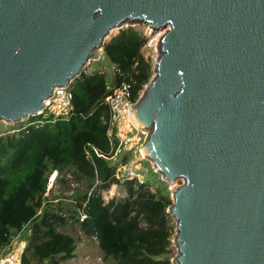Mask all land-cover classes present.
I'll list each match as a JSON object with an SVG mask.
<instances>
[{
  "label": "water",
  "instance_id": "obj_1",
  "mask_svg": "<svg viewBox=\"0 0 264 264\" xmlns=\"http://www.w3.org/2000/svg\"><path fill=\"white\" fill-rule=\"evenodd\" d=\"M134 22L165 29L130 117L156 172L184 179L172 264H264V0H0V121L42 116Z\"/></svg>",
  "mask_w": 264,
  "mask_h": 264
},
{
  "label": "trees",
  "instance_id": "obj_2",
  "mask_svg": "<svg viewBox=\"0 0 264 264\" xmlns=\"http://www.w3.org/2000/svg\"><path fill=\"white\" fill-rule=\"evenodd\" d=\"M146 43L137 28L119 29L104 44L111 78L106 70L82 71L70 84L68 119L38 116L45 120L39 127L0 134V251L21 237L26 241L23 264H60L75 255L76 237L61 230L71 223L86 236H95L104 258L115 264H172L175 223L167 211L173 203L168 183L160 180L162 185L152 191L150 179H131L122 182L126 197L108 202L103 197L105 189L120 184L114 177L115 149L104 123L109 114L104 101L123 82L132 85L134 100L138 99L153 75V63L142 51ZM131 152L120 153L125 154L122 163L132 159ZM55 170L57 182L72 191L64 196L71 200L67 207L58 194L47 195Z\"/></svg>",
  "mask_w": 264,
  "mask_h": 264
},
{
  "label": "rangeland",
  "instance_id": "obj_3",
  "mask_svg": "<svg viewBox=\"0 0 264 264\" xmlns=\"http://www.w3.org/2000/svg\"><path fill=\"white\" fill-rule=\"evenodd\" d=\"M132 24H133V27L140 30L142 34L147 38V43L143 47L142 51L145 57L149 58L154 64L156 58L158 57L159 40L162 37L163 33L165 32V29L160 28L158 30H155L151 28V26L148 23H144V22H134ZM119 29L120 28H115L113 32L111 33L110 37L117 34ZM159 34H161V36L157 39V36ZM109 38H107V40H109ZM98 70H106L109 75V78H111L112 66L109 61L104 60L103 56H101V58L91 59L90 63L85 67V71L87 72L98 71ZM142 91L140 92V95ZM21 124H22L21 122L12 124L6 121H0V134L6 132L9 129H17L21 126ZM130 134L136 135L137 137H141V140H139L136 145H133L134 149L131 150L132 151L131 155H129L128 158H135V159L137 158L138 166L141 168V174L143 176V179L144 180L150 179L149 187L152 191H155L157 186L162 185L160 184V180L166 183L168 182L163 178L162 174H160L159 172L156 173V167L153 161L149 159L147 156L145 157V155H143V153L141 152V146L145 138H147L148 131L146 133V132L141 131L140 129L133 128ZM124 155L125 154L123 153L120 154L119 156L117 155L115 158H113V162H115L116 164L118 161L122 162L121 160L124 158ZM183 182H184V179H177L175 183L173 184L168 183V188L170 190L171 199H172V194H173L171 189L173 185L182 184ZM77 185L78 184L76 182V186ZM79 185L80 187H84L85 183L82 182ZM71 192L72 191L70 190H65L64 187L60 185L55 179L52 186L49 187V191L47 192V195L51 197L52 194L53 195L58 194L60 196L59 198L61 202L63 203V206L67 207V204L70 203L71 200L65 197L66 195H68L67 197H69L71 195ZM126 195H127V191L123 183L112 184L109 188L103 191V197L106 202H108L113 197L124 198L126 197ZM57 201H59V199H55L54 203H56ZM173 222L175 223V234L173 236V248H174V253L176 255L177 248L174 246V238L176 235V221L174 220ZM61 230H63L64 232L70 233L76 237L77 247L75 250L74 257L62 260L60 264H115L113 260L111 259L106 260L104 258L103 252L100 249L97 240L94 239V237L86 236L83 232L80 231V228L78 227L77 224L70 223L62 227ZM24 242L26 241L23 240V238L21 237L15 238V241L13 242V246H11L13 247L11 250L18 249L19 247H23ZM11 247H9L6 252H10ZM32 264H36V263L33 261Z\"/></svg>",
  "mask_w": 264,
  "mask_h": 264
},
{
  "label": "built area",
  "instance_id": "obj_4",
  "mask_svg": "<svg viewBox=\"0 0 264 264\" xmlns=\"http://www.w3.org/2000/svg\"><path fill=\"white\" fill-rule=\"evenodd\" d=\"M72 100L73 93L70 90V86L56 87L53 96L49 97V103H47L42 116L48 117L49 115H52L53 120L68 119L72 114ZM104 102L109 109V114L104 119V123H106L108 127L107 134L110 145L115 149V154L113 156V158H115L123 150L134 149L133 145H136L138 141L141 140V137L130 134L133 128H136L130 119V107L136 102L133 97L132 85L128 82H123L122 84L114 87ZM44 122V119L32 118L31 120H24L22 122V126L17 129H13L12 131L25 129L28 125H35L36 127H39L43 125ZM94 150L99 156H104V154L97 148L94 147ZM57 174V170L51 174L49 178V187L54 183ZM114 177L119 183L131 179H137L140 182L146 181L143 179L141 174V168L138 166L137 158H132L125 163H117ZM80 218L81 220L86 218V214L82 210L80 211ZM94 239H96L95 236ZM13 242L10 247L13 246ZM12 248L13 247H11L10 250ZM23 250L24 244L23 247L11 250L10 252H6L7 250L4 249L1 250L0 263L11 261L12 264H23L21 260Z\"/></svg>",
  "mask_w": 264,
  "mask_h": 264
},
{
  "label": "bare ground",
  "instance_id": "obj_5",
  "mask_svg": "<svg viewBox=\"0 0 264 264\" xmlns=\"http://www.w3.org/2000/svg\"><path fill=\"white\" fill-rule=\"evenodd\" d=\"M114 30V29H113ZM113 30L111 31V33L113 32ZM161 36V34H159L158 36H157V39L159 38ZM132 117H130V119H131ZM131 121H132V119H131ZM133 122V121H132ZM143 152V155H145V153H144V151H142ZM145 157H146V155H145Z\"/></svg>",
  "mask_w": 264,
  "mask_h": 264
},
{
  "label": "crops",
  "instance_id": "obj_6",
  "mask_svg": "<svg viewBox=\"0 0 264 264\" xmlns=\"http://www.w3.org/2000/svg\"><path fill=\"white\" fill-rule=\"evenodd\" d=\"M23 244H24V246H25L26 242H24Z\"/></svg>",
  "mask_w": 264,
  "mask_h": 264
}]
</instances>
